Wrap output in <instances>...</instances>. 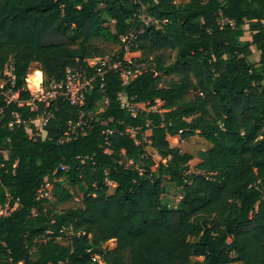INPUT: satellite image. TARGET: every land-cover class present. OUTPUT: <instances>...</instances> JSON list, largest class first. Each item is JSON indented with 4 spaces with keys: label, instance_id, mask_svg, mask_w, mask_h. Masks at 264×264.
<instances>
[{
    "label": "trees",
    "instance_id": "16d2710c",
    "mask_svg": "<svg viewBox=\"0 0 264 264\" xmlns=\"http://www.w3.org/2000/svg\"><path fill=\"white\" fill-rule=\"evenodd\" d=\"M139 1L0 0V84L19 93L0 94V205L13 208L0 264H264V0ZM127 51L145 67L124 83ZM105 56L120 66H104L82 104L59 96L31 138L44 111L26 103L31 64L62 82ZM120 96L145 107L133 115ZM82 114L93 118L70 133ZM192 136L212 147L182 151ZM167 184L183 190L176 207ZM70 186L80 203L57 211Z\"/></svg>",
    "mask_w": 264,
    "mask_h": 264
},
{
    "label": "built area",
    "instance_id": "2783aa9c",
    "mask_svg": "<svg viewBox=\"0 0 264 264\" xmlns=\"http://www.w3.org/2000/svg\"><path fill=\"white\" fill-rule=\"evenodd\" d=\"M138 17L146 25H149L153 22V18L146 12L144 5L138 14ZM135 33L136 31L130 32L124 37V40H131L134 37ZM101 58L102 61L97 64L100 65V67L97 68V72L95 74L90 75L86 72V70H68L66 79L64 81L57 82L54 79H49V81L44 87L41 85V87L37 90L35 94L31 93L33 97L26 103L31 105L32 109H37V101H40L44 104L43 113L39 115L37 119L31 120L30 122L28 121V123H26V128L31 138L35 139L38 137H45L46 132L44 130V125L46 124L48 118H50L52 115L49 108L59 96L66 97L74 105L82 104L85 99V94L94 86V80L96 78V75H102V68L104 66H109L113 68H117L120 66L119 62L112 63L107 56ZM144 67V65L132 66L130 64L126 67H122L121 76L123 78V82L127 83L130 78L136 77L137 74H139ZM132 68H134V70H132ZM5 74H7L10 78H14V75L12 74L10 68L9 72H5ZM5 83L6 81L0 84V94L4 96V100L7 103H10L12 101H18L19 93L11 89H6ZM120 99L122 107L128 108V110L131 111L133 115H135L140 109H143L145 107L144 103H131L124 96H120ZM19 104L22 105L23 102H19ZM1 111L2 109L0 108V113ZM88 115V117H85L84 114H82L81 119L75 125H72L70 133H75L77 128H81L83 130L85 126H88L89 122L93 118L91 114ZM16 117V121L19 122V115H16ZM10 125H12V123ZM4 153L6 154V152ZM61 168L66 169V165H62ZM12 209L13 208H11L9 204L0 205V217L9 214ZM93 259L96 260L100 258L99 256L95 255L93 256Z\"/></svg>",
    "mask_w": 264,
    "mask_h": 264
},
{
    "label": "rangeland",
    "instance_id": "374dc122",
    "mask_svg": "<svg viewBox=\"0 0 264 264\" xmlns=\"http://www.w3.org/2000/svg\"><path fill=\"white\" fill-rule=\"evenodd\" d=\"M176 1L177 2H183L185 0H176ZM243 39H251V33L247 32L246 35L243 37ZM253 48H254V55L252 57V60L255 61V60H258V58H259V51L255 47H253ZM172 56L174 59L175 58V52L172 54ZM143 57H144V55H142V51H136V52L127 51L125 54V60L132 66L144 65V63H141L138 61V60L142 59ZM101 61H102V58L97 57V58L89 59L88 63L91 66H95V65L99 64ZM38 70L41 71V76H42V79L40 82L36 78V72ZM5 72L8 73L9 68H6ZM27 78H28V80H27L28 88L32 94H35L37 92V90L41 87V85L44 87L47 84V82L49 81L47 76L43 73V71L41 69V65L38 62H33L31 64ZM29 79H30V85H29ZM4 82H5V80H1V83H4ZM193 94H194L193 92L189 93L188 97L192 98ZM105 106H106V104L104 102L100 103V109L101 110L104 109ZM180 146H181L182 151H194L195 152L197 150L206 151L212 147V144L204 138H201L199 136H192L190 138L183 140ZM147 149H148V152L153 154L155 158H158L152 148L148 147ZM189 172H190V174L199 173L194 168V165L192 163L190 165ZM210 175H212V173ZM115 188H116V184L111 182L109 193H113L115 191ZM70 189L75 192V198L70 202L58 205L57 211H62L64 209H68L71 207H76L80 203V198L76 192V188L70 186ZM182 196H183L182 188L176 187L175 185L167 184L166 185V192L162 195V200H163V202L167 203L170 207H176L179 204ZM67 239L68 238H63L62 241H68ZM115 246H116V242L113 239L104 243V248L106 250L113 249ZM102 264H104V263L102 262Z\"/></svg>",
    "mask_w": 264,
    "mask_h": 264
},
{
    "label": "crops",
    "instance_id": "0c3cea01",
    "mask_svg": "<svg viewBox=\"0 0 264 264\" xmlns=\"http://www.w3.org/2000/svg\"><path fill=\"white\" fill-rule=\"evenodd\" d=\"M103 102H104L105 104L107 103L106 100L103 101ZM45 135H46V133H45ZM63 238H68V237H62V238L59 239V241L62 242V243H67L68 241H62ZM67 240H69V239H67Z\"/></svg>",
    "mask_w": 264,
    "mask_h": 264
}]
</instances>
